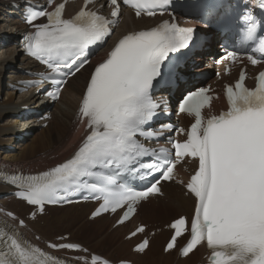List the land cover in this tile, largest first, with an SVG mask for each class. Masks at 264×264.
Masks as SVG:
<instances>
[{
    "label": "snow or ice",
    "instance_id": "1",
    "mask_svg": "<svg viewBox=\"0 0 264 264\" xmlns=\"http://www.w3.org/2000/svg\"><path fill=\"white\" fill-rule=\"evenodd\" d=\"M91 0L72 18H63L64 3L53 11L30 12L27 23L33 31L24 36L25 51L46 65L51 73L61 77L62 85L69 75H75L88 63V49L103 44L111 33V25L119 17L118 0L113 19L87 10ZM125 5L152 16L157 9L170 5L171 0H123ZM194 8L210 10L206 0H197ZM46 17L47 23L34 24ZM245 36L253 41L257 22L245 15ZM194 29L179 27L164 21L157 27L124 35L95 66L83 94L79 113L87 118L89 134L72 158L35 175H13L8 182L18 191L16 195L43 211L45 203H71L69 196L88 192L91 199L102 201L92 217L101 212L124 209L117 221L123 224L137 209L139 201L150 196H162L160 179H172L176 162L183 157L198 158L199 167L186 188L196 199L195 214L175 219L170 228L173 235L164 251L172 250L177 238L188 233L181 255L187 256L202 242L211 250V264H264V71L256 77V86H245L246 74L241 71L234 86H227L228 109L207 119L202 109L210 107L208 89L189 93L179 106L181 113L194 115L195 122L187 131V139L173 142L175 160L164 156L166 150H149L137 137H154L146 126L156 115L160 105L152 98L154 84H158L170 64V55L189 47ZM253 53L247 55L252 65L264 61V39H260ZM228 58L235 60L236 52ZM51 95V94H50ZM59 88L55 93L58 98ZM179 132H184L179 129ZM151 156L149 162L143 158ZM146 169L141 178L155 173L160 179L150 181L143 190H135L124 182V176ZM34 215V214H33ZM23 225V221H20ZM144 231L140 226L129 239ZM63 239V237H62ZM52 248L80 250L76 244H51ZM149 241L144 239L134 249L144 252ZM86 251V250H84ZM91 264H101L95 255ZM0 264H57L40 248L22 241L17 233L0 229ZM88 264V261H85ZM102 264H109L103 260ZM125 264V262H121Z\"/></svg>",
    "mask_w": 264,
    "mask_h": 264
},
{
    "label": "bare ground",
    "instance_id": "2",
    "mask_svg": "<svg viewBox=\"0 0 264 264\" xmlns=\"http://www.w3.org/2000/svg\"><path fill=\"white\" fill-rule=\"evenodd\" d=\"M35 1L36 0H0V11H6L9 15L16 16L11 22H13L14 25H17L22 23L21 19L23 18L25 7H27L30 2ZM73 6L74 5H71L70 8ZM130 22L132 26L139 28L148 25V21L146 20H137L133 18ZM190 23L195 22L193 20ZM196 25L198 31L202 34H212L213 38L209 44L203 47V53L197 54L191 61L193 64L188 69L189 73H186L190 76L189 78H192L193 76L195 77L198 73H207L212 75L213 70L206 67L204 60L210 61L212 57L218 54L217 45L221 42L219 35L199 26L198 24ZM18 27L20 28L21 25ZM19 28L18 30L20 32L21 29ZM16 36L6 37L3 35V37H0V42H16ZM17 52L18 47L13 48L12 51L9 52L8 56L0 60V91L4 88L2 83L3 68L7 66L15 67L12 74L9 75L10 81L8 85L5 86L7 99L0 100V119L4 115L8 114V111H11L10 109H13L12 112L15 114V117L8 119V126L0 128V171H29L38 173L44 171L47 167L53 168L73 157L75 153L74 145L71 147H69V145L74 142H80L81 135L85 130L83 125L85 122H83L79 113L80 99H82L84 94V89L89 77L88 74H90L94 68L95 63L92 64L90 72L86 71L89 68V66H86L68 82L67 86L64 88V92L61 94L60 103L55 107V114H53L52 112H49V104L52 102L50 100L44 101L42 104L40 103L39 105L41 108H39L37 104L33 107L31 105L28 106L30 102L38 101V99L40 100V97L42 98L44 96V92H42L44 86L40 89H34L29 97L26 96L23 98L22 103H15V92L13 89L15 90L18 87H22L21 83L24 81L36 80L37 77L34 76L39 74L41 71L38 65L35 62L30 61L27 57L22 56L21 60L16 57ZM6 53H8V50ZM102 54L103 53H101L100 56ZM207 65H209V67L212 66L210 63H207ZM18 70H22L21 73H17ZM194 83L195 82L190 79L187 84H183L177 92V96L185 92V90L190 88L191 84ZM37 90L38 93H36ZM68 95L69 99L67 97ZM163 96L164 95H161L160 97ZM21 114L28 117V120L23 122L21 125V127L27 126V128L19 131L16 127L19 122L18 115ZM48 117H51L52 119L50 126L45 130L41 129L42 131L40 135H36L37 137L30 142L28 135H30V132L33 127H35V124L39 123L38 125H43L47 123L49 120ZM163 124L167 123H161V125ZM15 143H19V146L16 148L17 151H15L12 147ZM39 152H42V154H38ZM11 191V189L0 185V215H4L5 210L13 212L16 217L9 218V221L19 227L21 232L27 238L31 239L33 243L39 245L40 247H46V243L48 242H53L57 245L67 242L81 244L78 241L71 240L59 241L58 237H64L63 234L54 236L55 233H59L61 229H63L60 225L64 226V223L66 222H63L60 218L64 216L69 219L72 217V224L77 223V226L73 227L74 229H70L69 227L64 228V230L67 229V231L72 235L75 234L74 232L79 233V231H83L82 229L79 230L81 227L84 228V230L89 229L87 231L94 229L99 231L111 223V230L109 232L107 230L103 236H95L94 240L97 241L95 247H102L106 241H115L118 238H122L121 243L117 247L118 259L113 257L106 258L115 264L122 261L129 262L131 264H206L204 259L206 252L203 248L196 250L186 259H180L177 251H173L168 254H165L163 251L164 244L162 245L161 243L163 240L167 239L171 233L168 229L170 222L177 219L181 215L192 213L194 207L191 198L186 197L180 188L173 184L164 185L165 198L161 201V203H154L157 200H161L160 197L150 198L147 202H143L139 206L136 218L130 224L122 227H114L116 218H111L110 216H102L95 220H86L94 207V205L91 204L65 208H47L43 213H38L35 212V209L16 200ZM148 206H150V208H148ZM148 210L150 211L147 212ZM76 211L86 216L81 220H76L73 215L71 216V214ZM56 212H65V214L60 215L59 213L56 214ZM176 214V218H173ZM143 216L147 217L149 220L148 223L142 222ZM18 218H22L26 225H20ZM139 224L148 226L147 232L132 240H127L126 236L128 233ZM159 225L161 226L159 227ZM163 226L165 228L163 232H156ZM152 232H156L155 237L150 235ZM87 233L84 232L83 234L86 235ZM102 237L107 238L101 240ZM144 237H148L150 239L149 248L144 253L134 252V246ZM71 238L72 236L70 239ZM91 253L95 252L92 251ZM91 253L89 248L84 246L81 252L71 254V256L90 258Z\"/></svg>",
    "mask_w": 264,
    "mask_h": 264
},
{
    "label": "rangeland",
    "instance_id": "3",
    "mask_svg": "<svg viewBox=\"0 0 264 264\" xmlns=\"http://www.w3.org/2000/svg\"><path fill=\"white\" fill-rule=\"evenodd\" d=\"M0 12H1L0 13V37L1 36L3 37V35H5L6 37H11V36L13 37V36H16L17 35L16 36L17 37L16 42H9V43L8 42H0V60H2L6 56H8L9 52L12 51L13 48H16L17 47L16 46V43L19 40V30H18L19 27L18 26L21 25V27H22V24L19 23L17 25L16 24L14 25L13 22H11V21L16 16L9 15L6 11H0ZM179 24L182 25L180 20H179ZM21 27L19 29H22ZM7 50H8V53H6ZM16 57H18L20 60L22 58V55H21V52L19 51V49H18V52H17ZM18 65H19V62H18ZM14 68L15 67H13V66H11V67L7 66V67L3 68L2 83L4 85L3 86L4 88L2 89V91H0V100L1 99L2 100L3 99L4 100L7 99V92H6V87L5 86L8 85V83L10 81L9 75L12 74V72L14 71ZM91 69H92V66H89V68L86 71L90 72ZM21 71L22 70H18L17 73H21ZM12 89H13V87H12ZM34 89H37V87L36 86H32V88H28V89H24V88H18V89H15V90L13 89V91L15 92L14 93L15 103H20V102L22 103L23 98H25L26 96L29 97ZM67 97L69 99V95ZM40 103L42 104L43 103V100H39L38 99V101L30 102L28 104V106L31 105L33 107V106H35L37 104L39 106V108H41L40 105H39ZM59 103H60V100L57 101V102H51L49 104V106H50L49 112H52L53 114H55V112H54L55 111V107ZM10 110L11 111H8V114L4 115L0 119V125H2V126H0V128L5 127V126H8L9 125V124H7V123H9L8 122V119L15 117L14 116L15 115L14 112H12L13 109H10ZM48 118H49L48 122L45 123V124H43V125H38L39 123L38 124L37 123L35 124V127H33L32 131L30 132V135H28L29 138H30V142L33 141L34 138H36L38 135H40V133H41L42 130L47 129L50 126V124L52 123V119H51V117H48ZM18 120H19V122L17 124L16 129H18L19 131H21V129H26L27 126H23L24 127L23 128V127H21V125H22L23 122H25L26 120H28V117H26V116H21L20 117L19 116L18 117ZM74 143L70 144L69 147H71L72 145H74ZM18 146H19V143H15L14 146H12V147L15 149V151H17L16 148ZM38 154H42V152H39ZM162 200H164V198H161V200H157L154 203H158V202L161 203ZM149 205H151V204H149ZM148 208H150V206H148ZM149 211L150 210H148L147 212H149ZM162 211H163V209H162ZM48 213H50V212H48ZM58 213L59 212H56V214H58ZM51 214H52V212H51ZM59 214L60 215H64L65 212H60ZM72 215L75 217L76 220L77 219L81 220L82 218H84L86 216V215L80 214L77 211L75 213L71 214V216ZM176 216H177V214L174 215L173 218L174 217L176 218ZM60 219L63 222H66V223H64V226L60 225V227L63 228V229H61V231L59 233H55L54 236L63 234L65 239L71 240V241H78V242H80L82 244V246H86L87 248H89V250L91 252L94 251L95 252L94 254H98L100 256H103L104 258H107V257L117 258L118 257L117 256L118 255L117 254V249H118L117 247L121 243L122 238L121 239L118 238L115 241H106L102 247H98V246L95 247V245L97 243V241L94 240L95 239V236H98V235H102L103 236V235H105V233L107 232V230L109 232L111 230V227H110L111 223H110V225L108 224L106 227H104L102 230H99V231H96L95 229L94 230L87 231L89 229L84 230V228L81 227L79 230L82 229L83 231H79V233L74 232L75 234L72 235L71 233H69L67 231V229L64 230V228L69 227L70 229H74L73 227L74 226H77V223H73V224L71 223L72 217L69 219V218H65L64 216H62ZM88 219H89V217L86 220H88ZM142 222L148 223L149 220L147 219L146 216H143L142 217ZM160 226L161 225H159V227ZM163 230H165L164 226L161 227V228H159L156 232L161 233V232H163ZM100 231H102V232H100ZM84 232L85 233L88 232V233L85 235V234H83ZM156 232H152L150 235L151 236H156ZM71 236H72V238L70 239ZM66 237H68V238H66ZM107 237H109V236H107ZM107 237H102L101 240L106 239ZM59 238H62V237H58V239ZM165 241H166V239L163 240L161 244L163 245L165 243ZM161 249H162V247H161Z\"/></svg>",
    "mask_w": 264,
    "mask_h": 264
}]
</instances>
